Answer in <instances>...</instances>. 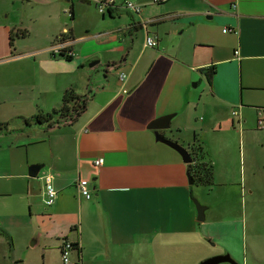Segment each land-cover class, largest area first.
<instances>
[{"label": "crops", "instance_id": "obj_1", "mask_svg": "<svg viewBox=\"0 0 264 264\" xmlns=\"http://www.w3.org/2000/svg\"><path fill=\"white\" fill-rule=\"evenodd\" d=\"M80 1L0 0V123L7 124L0 195L20 197L10 215L18 224L10 226L27 221L43 264L61 258L65 241L73 246L68 264H141L155 243L210 245L218 223L220 255L243 244L246 253L264 252V127L257 123L264 121V0H128L142 7L140 15L101 14L98 0ZM146 35L157 38L156 48L144 46ZM57 40L63 52L51 53ZM67 89L85 98L76 120L36 124L33 117L58 109ZM168 114H175L172 140L188 150L201 144L213 166L210 191L220 204L200 203L203 222L188 164L147 128ZM98 158L103 164L94 166ZM33 164L43 165L36 178L28 176ZM45 174L57 192L51 206L44 204ZM78 180L88 181L89 200ZM242 209L245 221L235 225L230 216ZM217 213L215 226L205 224ZM4 250L1 244L0 264Z\"/></svg>", "mask_w": 264, "mask_h": 264}, {"label": "rangeland", "instance_id": "obj_2", "mask_svg": "<svg viewBox=\"0 0 264 264\" xmlns=\"http://www.w3.org/2000/svg\"><path fill=\"white\" fill-rule=\"evenodd\" d=\"M91 7L94 8L95 10L93 4L91 5ZM123 16L127 18L125 14H123ZM8 78L10 80H15V78L11 74L10 76H8ZM1 81L2 78H0V82ZM11 123L12 122H10V125ZM166 131L168 132L167 136L169 138L171 137L172 139L175 137L174 135L171 134V132H169L168 130ZM3 154L6 156L5 152ZM193 190L194 193L192 197L195 200H198L199 203L208 202L214 206L220 204V200H218L215 197V193H213V190L210 191V189L201 186H193ZM242 197L243 196H241V198ZM235 199L237 198L236 197L233 198V194H230L229 197L230 204L233 206H235L236 204L238 205V207H241L242 200L241 201L238 200L237 202ZM19 205H20V197L17 193H14L12 191V194L9 196L0 195V217L5 226V228L2 227L0 228L4 232H6V235L4 233L2 234L0 233V245L2 244L5 249L4 261L1 264H43L42 257L41 255H39V249L30 247V243L32 242L33 239L32 237L34 236V234L33 236H30L31 229H29L27 221L24 218L22 219L20 218L22 224L16 226H10L11 224L12 225L18 224V222L15 219L10 217V215L13 216L15 215V211L19 209ZM216 209H218V207H216ZM6 215L8 217H5ZM26 217L28 220L29 219L28 214ZM220 218L221 216H219L218 213L213 215L210 214L207 221H205L206 222L205 224L212 223L214 225V223H217L215 221H218ZM230 218L234 219L235 225L236 223H238V221L239 224H241V222L245 221L243 209L240 210L237 214L234 212L230 216ZM218 224L219 226L214 227L213 231L210 233L211 235L210 238L212 239V241L209 243L210 245L206 244L205 242H203L202 245H197V246L191 243L189 244V243L180 242L177 245L171 246L165 242V244H163L162 247H160V243L157 246L155 243L152 246V248L148 249L146 258L141 259V264H158V263L198 264L202 260L220 255L223 246L221 245L222 237L220 234L222 232L220 228V223ZM201 234L205 238L209 237L206 236L207 234L203 231V229L201 230ZM239 234L240 233L236 235ZM243 236H244V232L242 228L239 239H241V237L243 238ZM132 239L134 240V235L132 236ZM232 251L233 254L232 255L229 254V256L236 264H240L239 259H242L243 263L247 259V261L250 263L252 262V259H256V258L257 259L260 258L259 261H261L264 264V261H262L264 252L255 251V253H252V251L248 249L246 253L244 244L242 246V249L239 246L238 247L233 246ZM258 253H261L260 257ZM68 257H70V254L68 255ZM61 262L62 259L60 257L59 260L58 258L53 257L51 264H60ZM222 264H229V263H222Z\"/></svg>", "mask_w": 264, "mask_h": 264}, {"label": "trees", "instance_id": "obj_3", "mask_svg": "<svg viewBox=\"0 0 264 264\" xmlns=\"http://www.w3.org/2000/svg\"><path fill=\"white\" fill-rule=\"evenodd\" d=\"M10 45H12V37L10 38ZM84 108L85 98L75 95L71 89H67L63 94L62 103L58 109L53 110L51 114L36 115L33 117V121L36 124L45 125L47 129L60 127L74 122ZM6 126L7 124L0 123V132L6 131ZM189 152L192 163L188 164L187 167L189 176L193 181L192 186H201L208 189L215 187L213 166L208 161L201 144L191 145Z\"/></svg>", "mask_w": 264, "mask_h": 264}, {"label": "built area", "instance_id": "obj_4", "mask_svg": "<svg viewBox=\"0 0 264 264\" xmlns=\"http://www.w3.org/2000/svg\"><path fill=\"white\" fill-rule=\"evenodd\" d=\"M155 3H161L164 2L166 0H153ZM96 7L99 13L103 14L105 13L106 9H117V10H123V11H128L131 12L132 14L135 15H140L141 11H142V7L132 1H128L125 0L124 2H122L121 4H116L115 0H98L96 1ZM151 21L146 22L147 24H149ZM227 31H232L231 29H225L223 30V32H227ZM60 40H62V38H59ZM60 40H57L54 45L52 47H50V51L51 53H58V52H63L62 49V45L63 42ZM157 38L155 36H151V35H146L145 39H144V46L147 48H156L157 47ZM69 54V53H68ZM235 54H237V52H235ZM126 77V75L124 73H121L119 75V79L120 80H124ZM233 115H237L236 111L232 112ZM258 128H263L264 127V121L263 120H258ZM103 164V159L98 158L96 160L93 161V165L94 166H100ZM41 179L44 182V195H45V200H44V204L46 206H51L54 201L55 198L57 196V192L55 191V189L52 186L51 183V176L49 174H45L42 175ZM77 191L79 193V195L81 197H83L86 200H89L91 198V190L89 188V183L87 180H78L77 182ZM73 248L72 244L65 241L62 243L61 247H60V254H61V259L63 264H68V255H69V251Z\"/></svg>", "mask_w": 264, "mask_h": 264}, {"label": "water", "instance_id": "obj_5", "mask_svg": "<svg viewBox=\"0 0 264 264\" xmlns=\"http://www.w3.org/2000/svg\"><path fill=\"white\" fill-rule=\"evenodd\" d=\"M82 4H88L90 5L91 2L89 0H81L80 1ZM95 63V62H93ZM92 65V64H91ZM90 65V66H91ZM263 109V108H259ZM175 116V114H168V115H163L158 118H155L152 120L147 128L149 130L153 131L154 138L156 142L162 143L171 149L175 150L182 158V161L186 164L192 163V158L190 155V152L188 148L184 147L183 145L179 144L177 141H174L172 139L166 138L164 135L161 134L160 131L162 130H167L170 127V121L171 119ZM43 168L42 164H33L28 167V176L32 178H36L40 172V170ZM187 178H188V183L190 185L193 184V181L191 180L189 173L187 172ZM195 208H196V220L198 222H203L204 221V211L205 207L202 206L197 200L194 198L192 199ZM222 263H229V264H236L229 254H224V255H219V256H214L212 258L205 259L201 261L199 264H222Z\"/></svg>", "mask_w": 264, "mask_h": 264}]
</instances>
